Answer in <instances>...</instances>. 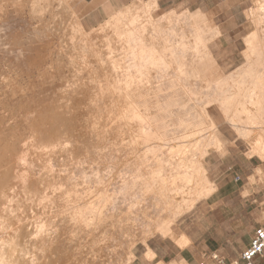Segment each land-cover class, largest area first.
Listing matches in <instances>:
<instances>
[{
    "label": "bare ground",
    "instance_id": "1",
    "mask_svg": "<svg viewBox=\"0 0 264 264\" xmlns=\"http://www.w3.org/2000/svg\"><path fill=\"white\" fill-rule=\"evenodd\" d=\"M135 3H141L142 12L133 14ZM135 3L85 35L64 0H0V264H127L134 258L130 249L136 241L170 232L163 225L165 215L192 207L211 192L208 187L190 190L186 185L192 186L191 178L175 167L166 172L163 150L169 148L179 164L188 166L184 149L193 143L186 136L168 141L151 135L147 127L157 120L159 105L148 99H157V89L139 91L141 104L130 96L131 86L140 80L142 60L156 68L167 64L160 61L158 49L130 46L123 35L91 44L90 38L120 20L129 24L127 29L148 26L156 31L160 23L149 16L154 3ZM258 12L264 14V3H258ZM15 21L24 24L11 29ZM162 22L178 36L167 47L166 60L175 52L184 63L195 54L202 62L210 56L208 43L183 22L170 15ZM164 74L187 91L192 79L205 86L199 73L185 74L187 80L173 71ZM238 74L239 87L248 83L243 98L236 96L238 104L254 118L256 110L250 113L246 100L260 105L264 72L256 75L246 64ZM234 90L227 91L229 99ZM194 109L204 120L190 133L197 136L194 143L206 134L218 150L222 143L206 104L195 102ZM223 112L229 120L238 118L228 102ZM171 123L174 129L183 125ZM253 123L232 124L247 139L249 154L264 159V123ZM26 144L40 168L52 161L61 167L45 169L28 181L16 178L14 155ZM74 163L108 175L96 184L67 185ZM122 185L123 196L117 189ZM144 222L151 229L143 231Z\"/></svg>",
    "mask_w": 264,
    "mask_h": 264
},
{
    "label": "rangeland",
    "instance_id": "2",
    "mask_svg": "<svg viewBox=\"0 0 264 264\" xmlns=\"http://www.w3.org/2000/svg\"><path fill=\"white\" fill-rule=\"evenodd\" d=\"M131 1L119 0L118 4L122 5L119 10ZM142 1L150 0H133V4ZM259 2L264 3V0H158V6L154 1L155 7L149 12V16L156 23H160L156 31L148 26L127 29L129 24L120 20L95 37H88L91 44L97 46L100 42L114 40L116 35H123L130 46H143L147 50L151 47L158 49L160 61L165 60L167 64L164 68H156L150 60H142L140 80L131 86L133 91L130 96L133 103L141 104L144 100L137 97L139 91L146 87L157 89V99H148V103L159 105L155 110L157 120H151V125L147 127L151 135L165 136L168 141L173 137L186 136L189 143H193L184 149L188 153L185 155L188 157V166L179 164V157L172 156L169 148L163 150L161 156L166 172L169 167H175L183 175L185 173L191 178L192 186L186 185L190 190H193L192 187L198 190L207 187L211 189L209 195L200 198L192 207L165 215L163 225L170 232L166 237L157 232L150 235L146 242L136 241L130 249L135 259L130 263L132 258L127 264H198L203 254L211 251H217L230 260L248 246L255 228L264 222V159L256 153L249 154L250 145L247 139L232 124L235 122L243 127L253 121L259 126L264 123V94L257 107L253 101L246 100L249 112L256 110L254 118H249L250 115L243 112L236 97L243 98L244 90L248 87L246 81L239 87L238 73L246 64L250 65L256 75L264 72V14L258 12ZM69 6L85 35L118 13H108L109 16L104 12V16L100 18L86 16L81 21L76 12L84 13L85 6L75 0H69ZM140 11H143L141 3H135L133 14ZM169 15L174 21L183 22L193 36L199 35L208 43L210 56L207 59L202 62L199 55L195 54V59L184 63L179 52L173 54L172 60L164 58L166 54L170 56L167 47L175 45L178 40V36L170 31L171 28L162 22ZM95 21L101 22L90 27L95 25ZM10 24L11 29H17L20 22ZM23 24L24 22L20 25ZM135 54L133 52L130 57ZM129 63L133 65L131 58ZM168 71H173L183 80H187L184 76L187 73H199L203 76L205 86L192 79V83L187 85L190 90L187 91L185 85L177 82L175 78H167L164 72ZM263 83L264 80L259 82L261 85ZM232 87L235 90L233 98L229 99L227 91ZM195 102L207 106L216 126L215 135L222 143L218 150L213 148L208 135L201 136L197 143H194L197 136L190 135L194 127L204 121L195 116ZM225 102L230 103L231 111L237 113L236 120H229L224 114ZM178 118L182 120H176ZM178 121L183 123L181 127L169 128L170 124H174L171 122L176 124ZM110 159L113 160V156ZM12 167L16 178L28 181L43 174L45 169L60 168L61 163L52 161L40 168L26 144L21 152L14 155ZM69 170L71 172L67 174L65 181L67 185L75 182L96 184L108 175V171L97 173L78 163L72 164ZM127 173L128 171H123V175ZM117 187L123 196L126 186ZM141 224L143 231L151 229L149 223ZM254 261L256 264H264L262 257L255 258Z\"/></svg>",
    "mask_w": 264,
    "mask_h": 264
},
{
    "label": "built area",
    "instance_id": "3",
    "mask_svg": "<svg viewBox=\"0 0 264 264\" xmlns=\"http://www.w3.org/2000/svg\"><path fill=\"white\" fill-rule=\"evenodd\" d=\"M264 254V222L255 228L248 246L236 258L227 260L217 251L203 254V259L198 264H206L211 260L214 264H256L255 258Z\"/></svg>",
    "mask_w": 264,
    "mask_h": 264
},
{
    "label": "crops",
    "instance_id": "4",
    "mask_svg": "<svg viewBox=\"0 0 264 264\" xmlns=\"http://www.w3.org/2000/svg\"><path fill=\"white\" fill-rule=\"evenodd\" d=\"M65 1V3H66V5L68 6V8H69V11H70V13L71 14H73L74 16H75V14L73 13V11L71 10V8H70V6H69V0H64ZM77 3H79V4H81V5H84L85 6V8H86V10H84V13H80L79 11H77L76 12V14H77V16L80 18V20L82 21V19H85V17L86 16H94V17H96V19L97 18H100V17H102V16H104V12H107V14L109 13V14H113V12H118L116 15H118L124 8H126L127 6H129L132 2H133V0L131 1V3L130 4H128L127 6H125L124 8H121L120 10H119V8H120V6H122V5H119L118 4V1L119 0H75ZM138 1V0H137ZM150 1H152V3H154V1H155V4H156V6H158V0H150ZM155 4H154V7H155ZM101 5H102V7H101ZM105 6V7H104ZM108 14V15H109ZM110 16V15H109ZM108 16V17H109ZM114 16H115V14H114ZM113 17V16H112ZM75 18H76V16H75ZM82 18V19H81ZM96 19H94V20H96ZM103 20H104V17H103ZM109 20H111V18L109 19ZM108 20V21H109ZM107 21V20H106ZM105 21V22H106ZM76 22H77V25L79 26V23H78V20H77V18H76ZM96 22V21H95ZM99 22H101V21H97L96 23H95V25L93 24V25H91L90 27H95L96 26V24L97 23H99ZM104 24V22L102 23V25ZM102 25H100V26H102ZM85 26V25H84ZM100 26L98 27V28H100ZM80 27V26H79ZM98 28H96V29H98ZM95 30V29H94ZM166 237V236H165ZM156 254L154 253V256H155ZM225 257V256H224ZM259 257H262V258H264L263 257V255L262 256H259ZM259 257H257V258H259ZM234 258H236V257H234ZM134 259H135V255H134V258H133V260L130 262V263H132L133 261H134ZM203 259V256L201 257V260ZM200 260V261H201ZM206 264H214L211 260H207V262H206Z\"/></svg>",
    "mask_w": 264,
    "mask_h": 264
}]
</instances>
